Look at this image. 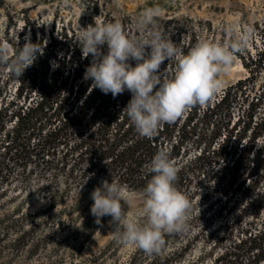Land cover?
<instances>
[{"label":"trees","instance_id":"1","mask_svg":"<svg viewBox=\"0 0 264 264\" xmlns=\"http://www.w3.org/2000/svg\"><path fill=\"white\" fill-rule=\"evenodd\" d=\"M156 19L164 29L162 18ZM256 27L263 47L255 57L240 55L247 74L222 86L206 106L162 123L152 138L139 136L123 110L130 92L113 97L90 89L91 80L83 79L88 60L54 54L44 44L22 76L7 68L6 80L0 79V217L18 222L12 245L24 250V218L38 215L24 211L30 193L44 197V210L56 209L63 219L64 209L80 210L85 194L112 179L125 187L127 203L141 206L139 193L149 178L144 165L164 148L178 168L175 186L192 205L188 230L164 234L178 241L164 260L200 241L203 247L191 262L264 264V101L248 102L252 79L264 68V25ZM52 61L59 65L54 70ZM211 198L214 203L199 209ZM8 205L12 211L5 213ZM139 253L138 248L132 260Z\"/></svg>","mask_w":264,"mask_h":264},{"label":"clouds","instance_id":"2","mask_svg":"<svg viewBox=\"0 0 264 264\" xmlns=\"http://www.w3.org/2000/svg\"><path fill=\"white\" fill-rule=\"evenodd\" d=\"M160 13L159 7H144L135 18L138 35L126 33L119 19H94L85 27H77L74 37L82 55H91L83 76L91 80L90 89L98 88L113 97L125 90L130 92L123 110L137 134L145 138L155 136L162 123L175 122L189 108L206 106L224 83L219 75L231 68L252 32L235 24L223 25L225 41L202 39L185 52L158 25ZM45 43H33L26 36L22 46L16 43L10 49L8 43L0 42V65L20 77L43 53ZM104 45L106 51L101 50ZM165 60L173 66L161 69ZM50 65L53 70L59 66L55 61ZM144 168L149 178L139 193L138 213L129 215L122 209L121 201L127 204L129 194L112 179L101 181L91 191L90 213L97 223L101 217L110 216L116 239L153 254L161 250L165 233L188 230L192 205L175 186L178 168L168 149L155 152Z\"/></svg>","mask_w":264,"mask_h":264},{"label":"rangeland","instance_id":"3","mask_svg":"<svg viewBox=\"0 0 264 264\" xmlns=\"http://www.w3.org/2000/svg\"><path fill=\"white\" fill-rule=\"evenodd\" d=\"M144 7L161 9L158 17L165 22L164 30L185 52L202 39L225 41L227 33L223 31V25L252 29L244 51L236 55L226 73L219 75L218 78L224 81L222 86L247 74L240 55L255 57L263 47L262 33L256 23L264 25V0H0V42H6L14 49L16 43L22 46L27 36L33 43L51 45L49 48L54 54L62 53L90 63L91 55L83 56L74 41L77 27H85L94 19H119L126 33L138 35L134 28L135 18ZM101 50L106 51V45L101 46ZM0 67V79L5 81L7 67ZM252 82L248 102L259 97L264 101V68L259 69ZM206 186L207 182L201 186L200 195ZM90 193L85 194L80 210L71 213L70 209H64L63 219L56 209L44 210L47 206L44 197L30 193L24 211L38 212V215L34 219L24 218V250L12 245L19 231L18 222H11L10 216L0 217V264H201L198 260L190 261L203 247L200 241L165 261L163 255L178 244L171 238H163L164 244L158 253L147 254L139 249L141 253L132 260L138 248L115 238L111 217L106 223L88 219ZM212 199L200 203L199 209ZM121 206L129 215H135L141 207L133 201ZM6 207L5 213L12 211L11 205ZM43 214H49L45 221ZM219 221L221 216L214 217L213 225L217 226Z\"/></svg>","mask_w":264,"mask_h":264}]
</instances>
